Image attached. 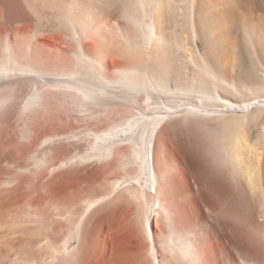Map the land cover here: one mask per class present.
Listing matches in <instances>:
<instances>
[{"label":"bare ground","instance_id":"1","mask_svg":"<svg viewBox=\"0 0 264 264\" xmlns=\"http://www.w3.org/2000/svg\"><path fill=\"white\" fill-rule=\"evenodd\" d=\"M90 1H57L75 48L35 38L41 0H0V264H264V74L200 48L264 58V0H141L135 34Z\"/></svg>","mask_w":264,"mask_h":264},{"label":"rangeland","instance_id":"2","mask_svg":"<svg viewBox=\"0 0 264 264\" xmlns=\"http://www.w3.org/2000/svg\"><path fill=\"white\" fill-rule=\"evenodd\" d=\"M42 2H41V12H40V14H35L34 13V15H35V23H34V31H33V34L35 35V38L37 39L38 38V36H40V33H39V31L41 32V35H44V34H48V33H54V34H56V32L57 33H63V32H65V35H64V37L65 38H63L64 40H65V42L67 41L68 43L67 44H73V47H75V48H77L78 47V45L76 44V41H75V36H73V34L75 35V33H73V29H70V28H72V26H69V24L67 25L66 23V21H65V17L62 15V13L64 12V11H62V12H60L61 10H63L62 8L60 9V6L59 5H57V1L58 0H41ZM52 3H51V2ZM90 1V0H89ZM94 1H96V0H94ZM93 0H91L90 1V3H92V2H94ZM99 1V0H98ZM138 0H104V1H102V3H104V7L105 8H107V10L108 11H111V10H113V11H116V10H118L117 9V7H119L120 9L117 11L118 13H117V17L119 18V17H121L120 18V20H123V22H126L125 24L127 25V23H128V25H127V27L130 29L131 28V30H130V32L133 34V32L134 31H137V30H139L140 29V27H141V25H142V20H139V19H142V13H143V11H142V6H141V0L140 1H138ZM54 2V3H53ZM87 2H88V0H87ZM110 4H109V3ZM116 2V3H115ZM117 2H118V4H117ZM44 3V4H43ZM46 3L48 4V5H46ZM89 3V4H90ZM136 4V6H135V4ZM43 4V5H42ZM53 4H55V6L56 7H51V6H54ZM105 4H106V6H105ZM45 5V6H44ZM116 5V6H115ZM58 6H59V9H58ZM108 6V7H107ZM116 8H115V7ZM133 6H134V8H133ZM50 7V8H49ZM92 6H90V8H91ZM54 8V9H53ZM116 10H115V9ZM27 9H28V11L29 12H31V13H33V11H32V9L27 5ZM53 9V10H52ZM45 10V11H44ZM142 12V13H141ZM129 13H131V14H129ZM44 14H46V15H44ZM57 14V15H56ZM61 14V15H60ZM139 14H140V18H138V22H136V21H132V16H135L136 18L139 16ZM42 15H43V17H42ZM40 17H41V19H40ZM60 17V18H59ZM62 20V21H61ZM134 20V19H133ZM129 21V22H128ZM66 22V23H65ZM136 23V24H135ZM60 24V25H59ZM131 25V26H130ZM56 28V29H55ZM133 28V29H132ZM42 29H43V31H44V33H43V31H42ZM53 29H54V31H53ZM66 29H68V32H67V30ZM70 29V30H69ZM61 30L63 31V32H61ZM134 30V31H133ZM36 32V33H35ZM52 33V34H53ZM68 33V34H67ZM72 35H71V34ZM136 32H134V34H135ZM67 35V36H66ZM69 35H71V36H69ZM68 36H69V38H68ZM71 37V38H70ZM68 38V39H67ZM29 39V38H28ZM33 39V38H32ZM67 39V40H66ZM0 40H3V42L2 41H0V43L2 44H0V50H2L3 49V47H4V45H5V40L4 39H0ZM31 40V39H30ZM34 40V39H33ZM71 40V41H70ZM75 45V46H74ZM76 45H77V47H76ZM200 48H201V51L205 54V56L208 58V62H209V64L211 65V67L212 68H214L213 70L215 71V72H217L219 75L220 74H223V75H226L229 79L230 78H233L236 82H237V84H238V82L240 83V84H242V83H244L246 80L245 79H243L244 77H249V78H251V77H253V78H251L252 80L254 79V80H256L257 79V77H259V76H261V75H263L264 74V58H262V54L260 53V51H258V49H256L255 50V45H251L250 43H248V42H245V44H242L241 45V47H235V46H233V45H226V44H224V43H221V44H213L208 50H205L204 48H203V46L201 45L200 46ZM202 53V55H204ZM196 60H197V58H196ZM188 62H190V61H188ZM190 64V67H189V69L191 68V69H193L194 70V67L196 66V69H197V71L195 70L194 72L195 73H193V74H191L192 76H194L197 72H199L198 73V76H197V78L198 79H200V80H198L197 78H194L193 79V82L194 83H196V85L198 86V83L200 84V85H202V86H207L208 88L210 87V85H212L213 84V87L214 86H216V90H217V92H222L223 90H226V89H224L225 87H222V85L220 84V83H216V81L214 82H212V79L214 80V78L212 77V79H209V76L211 75H209V73H206L205 72V70L204 71H202L203 70V68H202V66H203V64H202V61H201V58L200 59H198L197 61H195V62H190L189 63ZM201 69V70H200ZM193 70H192V72H193ZM190 72H191V70H190ZM204 73V74H203ZM263 73V74H262ZM207 74V75H206ZM196 76V75H195ZM203 77H205V78H203ZM208 77V78H207ZM210 77V78H211ZM256 79H255V78ZM205 79V80H204ZM211 80L210 82H209V80ZM198 80V81H197ZM201 80H202V84H201ZM210 83V85L208 86V82ZM243 80H244V82H243ZM48 81V80H47ZM47 81H45L43 84H46L47 83ZM200 81V82H199ZM264 81V80H263ZM29 83H28V92H31L32 91V82L31 81H28ZM31 82V83H30ZM207 82V83H206ZM203 83L205 84V85H203ZM251 84L253 83V82H250ZM249 83V84H250ZM248 84V85H249ZM250 84V85H251ZM255 83H253V85H254ZM200 85H199V87H200ZM212 87V86H211ZM213 87H212V89H213ZM215 88V87H214ZM211 89V88H210ZM50 90H52L51 88H50ZM222 90V91H221ZM53 91V90H52ZM28 95H30L29 93H28ZM58 95H60V94H58V93H56V94H53L52 96H53V100L54 101H56V100H58L59 99V103L60 104H62V105H60V104H58L59 106H62V108L61 107H59L58 105H56V107H57V109H56V107L54 108V110H51V111H49V112H47L46 111V113H45V118L47 119H45L44 117V120H45V125H51V123H50V118H51V121L53 120V115L52 116H50L51 114H56V112H58V111H60L59 109L61 108L62 110L64 109V103L62 102V100H60V97L58 96ZM62 97V96H61ZM62 102V103H61ZM77 103V102H76ZM73 103H71V105H72ZM78 104V103H77ZM70 105V104H69ZM71 105L69 106V107H71ZM56 109V110H55ZM66 110L68 109V106L66 105V108H65ZM64 109V110H65ZM48 114V116H46ZM54 114V115H55ZM56 116V115H55ZM55 119H57V122H55L56 120ZM59 119H62V118H57V117H54V123H58V122H60L61 120H59ZM63 120V119H62ZM66 120V121H65ZM64 121H65V124L63 123V121H61L60 122V124H58L59 126H65L66 124H68V123H66L67 121H69V119L67 120V119H65ZM48 122H49V124H48ZM53 123V125L54 126H56V124H54ZM57 125V126H58ZM207 140H208V138H207ZM209 143H211V142H209ZM31 157V156H30ZM30 157L28 156V160L29 161H31L32 162V159H30ZM92 163V164H91ZM90 164V166L89 167H91V168H93L95 165H97V162L95 161V162H91ZM94 163V164H93ZM94 165V166H93ZM99 165H102V164H99ZM118 171L119 172H123V170L122 169H118ZM53 209H56V208H53ZM60 209V208H59ZM58 209H56V212H58L57 211ZM67 210V209H66ZM74 210V211H73ZM69 214H67L68 215V217H67V219H66V222H69L70 220H75V219H77L78 217H79V213L77 212V210H75V209H73ZM51 211V210H50ZM69 215H71V217L69 216ZM78 216V217H77ZM73 218V219H72ZM57 219H60L59 217H57ZM64 221H65V219H63Z\"/></svg>","mask_w":264,"mask_h":264}]
</instances>
